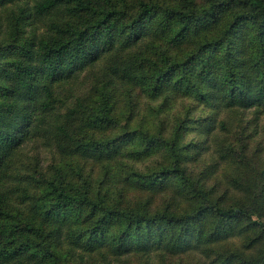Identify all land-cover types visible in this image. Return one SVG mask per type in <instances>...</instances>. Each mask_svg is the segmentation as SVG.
I'll return each instance as SVG.
<instances>
[{
    "label": "trees",
    "instance_id": "obj_1",
    "mask_svg": "<svg viewBox=\"0 0 264 264\" xmlns=\"http://www.w3.org/2000/svg\"><path fill=\"white\" fill-rule=\"evenodd\" d=\"M94 1L95 6L91 0H0V11L9 7L13 15L7 36L12 32L17 37L33 27L23 43L0 44V264H129L135 260L162 264L167 254L188 252L195 264H205L195 255L197 250L203 246L220 249L234 235L260 225L264 191L254 192L248 186L247 201L235 207L212 202L181 165V120L169 140L139 131L108 140L79 133L75 128L79 115L84 127L93 129L115 120L105 94L96 108L84 109L89 94L85 90L80 94L77 83L81 75L101 81L110 90L130 83H153L151 91L159 95L164 83L179 76L183 79L179 89L195 93L215 111L223 107L264 114V0H206L204 7L183 0L180 8L140 1L136 13L126 20L116 5ZM85 10L100 17L79 28L74 18ZM226 10L234 13L221 34L200 42L198 52L186 60H174L164 52L157 59L147 56L167 34L170 44H179L191 32L205 33ZM41 22L46 32L37 37ZM244 26L250 28L256 44L252 54L239 48ZM209 51L223 52L220 77L209 73L204 64ZM5 52L15 58L6 61ZM197 61L202 64L206 91L190 73ZM135 136L143 143L138 154L163 146L172 162L160 171L132 176L143 186L162 184L170 177L189 185L201 199L192 211L122 209L69 182L58 165L62 158L72 156L97 162L115 159ZM40 147L52 164H41ZM223 167L227 173L232 171L228 157ZM212 168L216 170L217 165ZM51 170L54 174H49ZM72 216L92 222L83 230L73 229ZM114 224L119 229L111 234ZM260 237L250 238L239 255L219 253L220 262L215 264H264ZM61 251L69 256L66 262Z\"/></svg>",
    "mask_w": 264,
    "mask_h": 264
},
{
    "label": "rangeland",
    "instance_id": "obj_2",
    "mask_svg": "<svg viewBox=\"0 0 264 264\" xmlns=\"http://www.w3.org/2000/svg\"><path fill=\"white\" fill-rule=\"evenodd\" d=\"M91 1L94 5L95 1ZM140 1L177 8L184 5L183 0H104V4L116 5L126 20L131 14L136 13ZM193 2L198 7L206 5V0H193ZM8 8L0 11V40L2 39L0 44L2 46L23 43L27 37H30L31 29H33V27H27L26 33L17 37L12 32L7 36L8 24L13 18ZM233 13L234 10L220 12L205 33L191 32L179 44H170L169 34L165 35L149 50L147 56L157 59L159 53L164 52L174 60H186L190 55L198 52L200 42L219 36ZM99 17L97 13L85 10L74 18V24L81 28L93 24ZM45 26V22L37 23V37H41L46 32ZM241 34L242 37L238 39V42L243 40L240 50L246 49L247 53L252 54L256 49V44L252 41V31L248 26H244ZM222 53L215 54L209 51L205 55L204 64L214 77L222 76L223 67L220 63ZM8 54V52L2 54L3 58H7L6 61L15 58L13 56L8 58ZM191 66L192 75H190L195 82L201 83L202 90L206 91L207 81L201 77L202 64L197 61ZM84 76L81 75L79 84L77 83L80 94L84 90L89 94L84 98L86 102L84 109L96 108L105 94L109 98L111 115L115 121L109 126L93 129L84 127L83 117L79 115L75 123L79 133L99 140H108L128 131H139L159 135L169 140L181 120L184 122L180 138L181 165L185 168L189 180L207 192L212 202L227 208L235 207L247 201L248 186L254 192L264 191V114L254 115L250 111H232L223 107L215 111L212 104L205 103L195 93L179 89L183 84L181 81L183 79L179 76L164 83L159 95L151 91L153 83L146 85L130 83L119 90H110L101 81H93ZM221 120L224 123L219 126L217 122ZM249 124L255 128H247ZM209 128L212 129L210 133H207ZM142 144L135 136L123 146L122 153L115 159L97 162L72 156L62 158L58 165L66 173L69 182L87 189L92 196H100L106 199L108 204L117 205L122 209L143 210L149 213L169 209L178 214L192 211L201 199L195 195L189 185H183L176 178L170 177L162 184L143 186L132 176L133 173L151 174L160 171L169 167L172 162L168 150L163 146H156L148 153L138 154L143 148ZM43 149L40 147L41 164L43 166L52 164L50 156ZM226 157L229 158L232 170L229 173L224 171L223 167ZM212 164L217 165L216 170L212 168ZM49 174H54V170H51ZM207 219L210 220L211 216ZM70 220L73 223L72 228L79 230L87 228L92 222L88 217L83 220L72 216ZM260 222V225L251 227L250 231L231 237L220 249L203 246L196 251L195 255L201 256L205 264H215L220 262L219 253L228 256L239 255L245 250V244L250 238L260 234L262 236L260 245H262L264 213ZM209 226L211 228V225ZM242 226L243 224H240V227ZM110 228L112 234L119 229V226L114 224ZM60 253L64 259L63 262L69 260L66 251ZM233 260L236 261V258ZM129 264L139 263L135 260ZM162 264H195V261L192 252H188V254H167Z\"/></svg>",
    "mask_w": 264,
    "mask_h": 264
}]
</instances>
